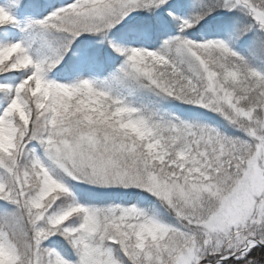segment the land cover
<instances>
[{
	"label": "snow or ice",
	"instance_id": "obj_1",
	"mask_svg": "<svg viewBox=\"0 0 264 264\" xmlns=\"http://www.w3.org/2000/svg\"><path fill=\"white\" fill-rule=\"evenodd\" d=\"M0 264H264V0H0Z\"/></svg>",
	"mask_w": 264,
	"mask_h": 264
}]
</instances>
